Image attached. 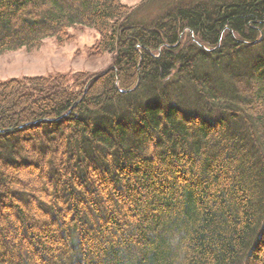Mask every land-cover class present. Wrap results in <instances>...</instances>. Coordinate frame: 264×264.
I'll use <instances>...</instances> for the list:
<instances>
[{
    "label": "trees",
    "instance_id": "1",
    "mask_svg": "<svg viewBox=\"0 0 264 264\" xmlns=\"http://www.w3.org/2000/svg\"><path fill=\"white\" fill-rule=\"evenodd\" d=\"M75 27L108 71L0 82V264H264V0H0V55Z\"/></svg>",
    "mask_w": 264,
    "mask_h": 264
},
{
    "label": "rangeland",
    "instance_id": "2",
    "mask_svg": "<svg viewBox=\"0 0 264 264\" xmlns=\"http://www.w3.org/2000/svg\"><path fill=\"white\" fill-rule=\"evenodd\" d=\"M121 4L136 8L144 0H119ZM142 10V16H152L150 7ZM64 42L45 39L38 47L18 49L0 55V82L29 77L61 75L73 79L77 73L98 75L111 68L112 55L105 53L92 57L93 46L99 34L93 29L75 27L67 30Z\"/></svg>",
    "mask_w": 264,
    "mask_h": 264
},
{
    "label": "water",
    "instance_id": "3",
    "mask_svg": "<svg viewBox=\"0 0 264 264\" xmlns=\"http://www.w3.org/2000/svg\"><path fill=\"white\" fill-rule=\"evenodd\" d=\"M109 69H107L106 71H108ZM106 71H104V72H106Z\"/></svg>",
    "mask_w": 264,
    "mask_h": 264
}]
</instances>
